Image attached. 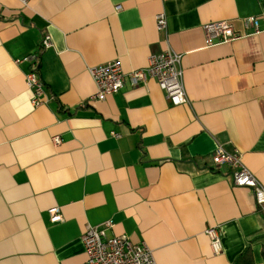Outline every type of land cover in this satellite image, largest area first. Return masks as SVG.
<instances>
[{
	"label": "crops",
	"instance_id": "obj_1",
	"mask_svg": "<svg viewBox=\"0 0 264 264\" xmlns=\"http://www.w3.org/2000/svg\"><path fill=\"white\" fill-rule=\"evenodd\" d=\"M249 16L258 33L207 42L205 23L245 33ZM167 49L181 55L188 103L171 105L153 78L90 98L87 67L118 60L129 72ZM31 53L38 107L30 64L14 62ZM217 145L264 185V0H0V264H82L86 225L104 221L156 264H264V215L214 168ZM54 206L62 222L49 221ZM208 226L220 228L218 254Z\"/></svg>",
	"mask_w": 264,
	"mask_h": 264
},
{
	"label": "built area",
	"instance_id": "obj_2",
	"mask_svg": "<svg viewBox=\"0 0 264 264\" xmlns=\"http://www.w3.org/2000/svg\"><path fill=\"white\" fill-rule=\"evenodd\" d=\"M20 1L27 4V0ZM244 20L245 29H250L245 33L235 30L228 21L205 23L202 28L207 42L209 44L226 43L248 34L258 33V20L254 16L246 17ZM155 24L158 30H166V16L164 13L155 15ZM40 47L41 49L51 47L49 35L42 37ZM14 62H27L30 64L24 78L26 88L31 93V105L38 107L45 103L42 98L44 84L37 68L39 55L31 53L16 59ZM180 62L181 55L167 49L151 54L145 67L129 72H123L118 60L89 66L87 71L96 87L95 93L90 98L103 101L107 96L117 93L126 84L134 87L139 83H144L148 78H153L171 105L186 104L188 98L183 86ZM52 142L57 145L60 138L58 136L52 137ZM210 157L214 168L225 165L230 169V178L234 186L243 187L252 192L258 211L264 215V185H261L243 165L241 154L237 150L226 151L221 145H217L210 153ZM47 214L49 221L52 223L64 220L57 206L48 208ZM111 225L110 221H104L96 226L86 225L81 237L86 255V259L82 264H156L152 250L144 241L133 243L126 235H113L110 233ZM204 233L209 238L213 253H220V228L208 226Z\"/></svg>",
	"mask_w": 264,
	"mask_h": 264
}]
</instances>
